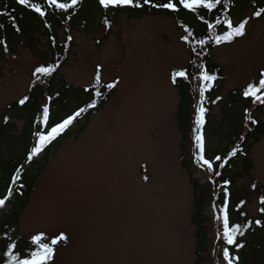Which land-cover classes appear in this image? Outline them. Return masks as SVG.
<instances>
[{"label":"rangeland","instance_id":"1","mask_svg":"<svg viewBox=\"0 0 264 264\" xmlns=\"http://www.w3.org/2000/svg\"><path fill=\"white\" fill-rule=\"evenodd\" d=\"M253 13L244 6L234 22ZM109 23V30L79 24L70 33L75 44L61 74L74 87L88 86L99 65L104 82L120 83L88 128L52 153L19 216V234L30 241L38 232L49 237L65 232L70 242L59 247L55 264H195V193L181 164L180 97L170 82L173 71L187 68L189 53L171 18L120 15ZM49 60L44 37L34 51L20 40L13 53L0 58V106L26 95L33 69ZM212 60L225 75L222 104L212 111L218 125L230 93L264 69V21L251 19L246 37L215 49ZM15 123L19 133L23 124ZM221 138L211 132L209 149L220 148ZM250 160L252 169L235 192L248 197L246 209L255 217L259 202L251 183L264 185V135ZM210 212L215 218L216 209Z\"/></svg>","mask_w":264,"mask_h":264},{"label":"trees","instance_id":"2","mask_svg":"<svg viewBox=\"0 0 264 264\" xmlns=\"http://www.w3.org/2000/svg\"><path fill=\"white\" fill-rule=\"evenodd\" d=\"M30 2L42 3V0H30ZM264 5V0H230L224 5V12L220 14L223 19L224 15H229L234 21L240 8L246 6L256 11ZM71 15L65 13L63 15L56 13L46 18H41L31 9H25L16 4V0H0V58L6 54L13 53L18 42H22L34 51L35 45L40 41L41 37L46 38V49L50 53V60L37 65L34 70L41 65L48 66L59 63L60 67L50 77H41L37 79L33 76L32 84L26 95L30 97V103L25 108H20L17 101L10 103L5 107L0 106V198L8 195V189L14 188L15 193L7 212L0 214V253L6 249L7 243L10 241L18 242V247L25 254L30 250V241L24 240L19 234V216L29 204L30 197L37 190V181L41 176L49 159L54 151L60 148L62 143L72 137L77 138L84 132L93 116L98 114L112 99L116 89L110 92L102 89L104 95L97 100V107L89 109L86 113L77 118L72 127L57 141L50 145L41 158L35 160L31 165L26 164V157L33 146L35 137L34 121L40 115L41 105L52 97L51 111L52 121H59L73 114L80 107H84L94 98L91 92L84 91L90 88L94 81L88 86L74 87L68 84L61 70L67 65L74 48V39L70 35L79 24L87 30H94L100 27L109 30L106 21L111 18L126 15L131 18H139L146 15H162L171 18L184 35L181 25L190 27L197 39L208 38L209 33L206 32V25L192 14L182 12L181 14H171L165 12H156L153 9L145 8L144 10L105 11L99 6L98 0H82L81 4L75 10H69ZM210 22L214 23L211 16H205ZM264 21V18H260ZM15 24V27L13 26ZM45 24L51 25L46 27ZM16 27L20 29L16 31ZM66 30L68 32L66 33ZM219 31V29H217ZM60 32H65L64 37L60 38ZM71 36L69 42L67 37ZM52 37H55V45H53ZM182 41V40H181ZM185 45L189 53L190 60L187 66L189 73L188 80H180L174 85L180 97L176 121L178 129L181 133V164L187 170L193 190L194 212L191 217V223L195 227V264H218L223 261L221 254L222 241L217 240L218 230H222V225L212 216L210 209L214 207L219 214L218 209L223 206L224 200L228 201L229 215L231 221L244 225L247 221H255L257 219L264 220V214L258 212L257 216L251 217L246 209L248 197L242 198L236 194L237 183L245 178L252 169L250 155L252 149L257 145L264 135V105H253L250 100H246L242 91L245 88L234 90L230 93L229 102L225 105V111L222 113V119L218 125L215 123V117L212 115L214 108L221 106L222 86L225 83V75L218 64L213 62L212 53L218 47L215 44H209L204 49L199 50L201 55L191 51L189 46ZM5 44L7 50H5ZM220 47V46H219ZM204 64L211 74L218 77L211 91L205 93L204 106L207 108L205 116V127L203 129L206 139V155L209 159L220 155L226 161L223 167L216 166L219 176H209L198 168L192 159V153L195 151L192 143L193 127L195 120L196 108L199 102V85L198 65ZM102 80V78H101ZM103 84L111 83L104 82ZM219 97V99H217ZM213 101H216L213 103ZM247 112L252 114V118L257 120V124H252L246 116ZM7 116L8 123H3V117ZM15 121L22 122V129L17 133ZM211 132L214 136L221 138L220 148L214 150L209 149V141L211 140ZM222 133V134H221ZM243 137V139H241ZM236 148L235 156H231L229 150ZM24 165L22 170L21 183L13 185L11 179L16 175V169ZM204 174V176L200 175ZM225 182L227 187H224ZM256 188L253 189L252 185ZM251 191L258 196V202L261 196H264V185L254 181L251 183ZM225 192L228 193L225 196ZM241 202L243 207H241ZM264 207L259 203V209ZM2 211V210H0ZM246 214V215H245ZM14 238V239H13ZM238 242L245 244V247L238 252L235 248L230 251L233 255L239 256V264H264V228L253 226L243 237H238ZM216 256L211 258V251Z\"/></svg>","mask_w":264,"mask_h":264},{"label":"snow or ice","instance_id":"3","mask_svg":"<svg viewBox=\"0 0 264 264\" xmlns=\"http://www.w3.org/2000/svg\"><path fill=\"white\" fill-rule=\"evenodd\" d=\"M82 0H42V3L30 2V0H16V4L25 9H31L35 14H38L41 18H46L51 14L59 13L61 15L68 13L70 18V11L75 10L80 5ZM230 0H98L99 6L105 11V13L120 12V11H135L144 10L150 8L156 12H165L171 14H181L182 12L192 14L199 19L204 25H206V32L209 33L208 38L197 39L193 30L186 26L181 25L184 35L181 36V40L189 46L191 51L196 52L197 55H201L199 50L204 49L209 44H215L219 46H231L234 43H238L241 39L247 35V26L251 19L264 18V5L254 11L251 17L244 18L238 22H234L229 15H224V18H220V14L224 12V5L229 3ZM4 13H0L3 16ZM205 16H211L214 20L210 22L205 19ZM110 27V23L107 22ZM2 26V25H0ZM15 27V24H13ZM46 27H51L49 24H45ZM219 29V31H217ZM16 31L20 29L16 27ZM53 45H55V37H52ZM70 42L71 36L67 37ZM0 41V44H3ZM5 50L7 46L5 44ZM60 67L59 63L48 66H38L33 76L37 79L41 77H50ZM199 73L198 79L199 85V102L196 108L192 143L195 151L192 153V159L195 161L199 169L209 176H219L220 173L216 170L218 164L219 167H223L226 162L223 157L216 155L214 158L209 159L206 155V139L204 135L205 116L207 108L204 106L205 93L212 90L214 83L218 77L211 74L204 64L198 65ZM101 66H97L94 83L90 88H85L84 91L91 92L93 99L90 103L84 107H80L73 114L67 116L59 121H52L51 101L52 97L48 98V101L43 103L40 108V115L34 121L35 137L32 148L27 154L26 164L31 165L35 160L42 157L45 150L53 145L58 138H61L77 121V118L86 113L89 109H95L97 107V100L102 98L104 92L102 89L111 91L115 89L120 83L119 80H115L111 83L103 84L101 80ZM189 73L187 69L179 71H173L170 74V82L173 85H177L180 80H188ZM242 95L246 100H250L253 105H264V69L258 73V78L252 82H249L243 89ZM219 99V97L217 98ZM216 101H213L215 103ZM18 106L25 108L30 103V97L24 95L19 98ZM246 116L252 124H257V120L252 118V114L247 112ZM8 117H3V123H8ZM243 139V137L241 138ZM237 153L233 151L230 155L235 156ZM24 165L16 169V175L11 179L13 185H19L21 188L22 170ZM146 171V168H145ZM145 181H148L149 177L145 175L143 177ZM225 182L224 187H227ZM253 189L256 185H252ZM15 193L14 188L8 189V195L0 198V210H7L8 204L11 202ZM228 193L225 192V196ZM241 202V207H243ZM259 203L264 205V196L260 197ZM261 214H264V207L259 209ZM219 214L215 216V219L222 225V230H218L217 240L222 241L221 254L225 264H239V256L233 255L230 251L231 248H235L238 252L245 247V244L238 242V237H243L249 229L253 226L264 228V220L257 219L255 221H247L244 225L239 223H233L229 215L228 201L224 200L223 206L218 209ZM246 215V214H245ZM14 239V238H13ZM70 242L69 236L61 231L53 237H49L44 232H38L30 238V250L25 254L18 247V242H9L6 245V249L0 253V264H55V258L60 246L67 245Z\"/></svg>","mask_w":264,"mask_h":264}]
</instances>
